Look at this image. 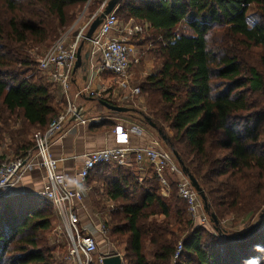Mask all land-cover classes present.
<instances>
[{"label":"trees","instance_id":"trees-1","mask_svg":"<svg viewBox=\"0 0 264 264\" xmlns=\"http://www.w3.org/2000/svg\"><path fill=\"white\" fill-rule=\"evenodd\" d=\"M103 1L0 0V147L8 141L11 159L33 151L32 135L66 106L29 51L50 46ZM115 15L148 26L136 43L151 41L157 61L141 96L218 225L210 224L214 235L187 218L170 174L164 197L150 165L140 176L134 164H104L87 184L109 241L123 245L125 264H264V216L244 239L220 228L264 215V0H121ZM115 125L103 120L95 131ZM55 220L31 194L0 197V264H56L45 240Z\"/></svg>","mask_w":264,"mask_h":264},{"label":"built area","instance_id":"built-area-1","mask_svg":"<svg viewBox=\"0 0 264 264\" xmlns=\"http://www.w3.org/2000/svg\"><path fill=\"white\" fill-rule=\"evenodd\" d=\"M106 3L107 0L103 1L94 15L87 21L80 22L74 29V35L70 33L73 26L54 41L38 59V69L60 88L65 100V109L49 121L44 132H35L32 135L33 151L28 152L23 158H5L0 163V197L7 195L8 192L19 186L24 175L35 167L42 169L43 185L33 196L45 200L51 205L53 213L58 219L54 232L64 238L67 246L65 261L70 264H103V260L110 257H118L120 264H125L123 253L108 239V229L104 226V220L97 215H95L96 220L93 219L94 217L89 218L94 232L88 227L82 226L80 221L79 213L80 210H84L83 204L90 191L87 179L93 169L100 165L116 164L128 167L133 163L139 172H143L145 170L143 164L147 162L156 173L160 183V192L164 197L168 196L170 189L165 174H170L175 178L176 195L185 202L187 214L192 222L206 227L211 224L197 192L178 166L172 152L154 145L144 148L129 146V136L137 134V128L128 129L117 125L113 129L115 146L85 154L83 163L75 174L74 181L77 186L70 185L58 173L57 160L50 151L52 142L64 132L86 123L84 118L78 116L76 106L70 103L68 97L76 51L84 40L90 23L103 10ZM147 28L146 24L133 19L122 24L113 11L105 16L87 42L90 44L91 57L99 58L97 73L111 76L118 89L122 90L131 86L130 62L135 54V49L130 40L136 35L146 36ZM149 46L147 45V47ZM107 92L106 88H101L98 92L85 88L77 91L75 97L88 96L100 99L101 95ZM137 92V90L130 91V96ZM95 234L104 241L105 251L101 254H99ZM180 249L181 246H178L174 258L177 257Z\"/></svg>","mask_w":264,"mask_h":264},{"label":"crops","instance_id":"crops-1","mask_svg":"<svg viewBox=\"0 0 264 264\" xmlns=\"http://www.w3.org/2000/svg\"><path fill=\"white\" fill-rule=\"evenodd\" d=\"M115 35L117 34L115 33ZM138 37L139 35H136L130 40L135 49V54L133 58H131L132 60L130 62L131 75L134 72L132 71L133 65H139L142 60V56L139 55L137 49V44H139L136 43L138 42ZM132 40H136L134 41L135 43L132 42ZM81 63V67L75 71V76L71 77L68 97L70 103L76 106L78 110V116L84 118L86 120V123L84 125H77L70 131H66V129V132H64V134L60 135L57 140L52 142L50 148L52 156L57 160L58 173L62 175L72 186H77V183L74 181L75 174L81 167L85 154L115 146V135L113 133V130L104 132L95 131L96 125L104 120L102 119L103 117L105 118V120H109V118L106 117L105 112L103 113V111H101L108 110L101 106L98 101L100 100L108 102L107 99L113 96L114 93H117V96H122L125 100L132 99L130 98V92L128 97H126L127 90H129L130 88H125L122 90L118 89L115 84V80H113L111 76L107 74L97 73L99 58L91 57L89 43H86L85 45L83 44L82 46ZM85 88L96 92L100 91L101 88H106L108 89V92L102 94L100 99L88 96H81L76 98L75 94L77 93V91ZM60 99L65 102L62 93L60 94ZM96 110L98 111V116L96 115ZM117 125L123 126L121 123H116L115 126ZM137 129V134H130L129 136V146H131L132 148H144L153 145L160 147L153 140L148 139L146 133L143 130H141L140 128ZM132 165L128 166V168H131ZM143 166L144 168H146V166H148L147 162H145ZM144 171L145 170H143V172H139L140 176L144 174ZM43 175L44 174L42 169L39 167H35L29 173L24 175L19 186L11 190L12 195H17L18 193L33 195L35 192L42 188ZM107 204L109 206L111 205L110 202ZM83 207L84 210H80L79 213L81 224L82 226L88 227L92 232H94V227L92 226V224L90 225L88 218L94 217L93 219L95 220L97 218L89 208L86 200L83 204ZM87 215L88 218L86 217ZM95 237L97 240V245L99 247V254H101L105 251L104 241L97 234H95Z\"/></svg>","mask_w":264,"mask_h":264},{"label":"rangeland","instance_id":"rangeland-1","mask_svg":"<svg viewBox=\"0 0 264 264\" xmlns=\"http://www.w3.org/2000/svg\"><path fill=\"white\" fill-rule=\"evenodd\" d=\"M93 1H95V0H93ZM89 2H90V0H88V4H89ZM88 4H86V6ZM96 10H94L93 12H90L88 10H85V8H84L81 11L80 16L77 19H80V17L82 18L83 16L84 17L88 16L90 14L93 15L96 13ZM254 12H255L254 7L253 8L251 7L249 9V12H248V21H249L250 25L256 20V15ZM77 19H76V21H77ZM118 20L122 24L127 22V21L125 22L121 18ZM76 21H74V23L72 24V27L77 26L80 23V22L77 23ZM141 38H143V37L140 36L138 38V40ZM134 41H136V40H134ZM147 45H150V46L147 47ZM48 48H49V46H47L46 48H38V47L32 48L29 51V55L32 58V60L37 64V61L40 58V56L44 52H46V50ZM137 49H138L139 55L142 56V60H141L139 65H133L132 71H134V72L132 73V79L130 82L131 86H130V89L127 90L126 97H128L129 92L132 90H137L138 92L133 93V96H130V98H132V99H128V100H123V97L119 96V95L117 96V93H114L115 94L114 96H111L107 99V101L109 103H111L112 105L128 108L131 110L130 112L134 111V113L128 112V113L116 114V113H111V112L104 111V110H101V111H103V113L105 112L106 117L109 118V120H108L109 122H112V123L114 122V123H119V124L121 123L123 126L127 127L128 129L140 128L141 130H143L146 133V136L148 139L153 140L163 150L171 152L173 150V148L170 145H168L167 143H164L161 140L160 136H158L157 132L154 129H152L150 126L147 125L145 118L150 119L151 122H153V121H152L150 112L146 109V106L144 104V98H143V96H141L140 89H139V84L141 83L142 79L145 78V76L155 72V70H156L155 68H156V61L157 60L153 57V54H152L153 43L151 41H149L147 43L140 44V45H138ZM60 100H61L60 95H58L56 97V102H60ZM95 109H97V108H95ZM96 112H97L96 113V115H97L98 111L96 110ZM139 113H141V114H139ZM102 119L105 120L104 117ZM157 128H159V127H157ZM159 129H161V128H159ZM161 130H162L163 134L167 137V135L164 133L163 129H161ZM32 133L33 132L30 133V136ZM10 154H11V152L9 151L8 141H7L6 143H3L0 147V163H2L5 158L11 159L12 156ZM19 194H21V193H18L17 195H19ZM93 199H94V197H92V195H88L86 198V202H87L89 208L91 209V211L93 212V214L99 216V213L97 211H95V208L92 204ZM95 199H97V197H95ZM110 206L112 207L113 204H111ZM86 217L88 218V215ZM187 218H189V217L187 216ZM159 219H160V217H159ZM243 220L244 221H242V220L235 221L233 225L231 223L232 222L231 220H224L221 222L220 228L227 229L231 233H241V232L245 231L246 229H248L253 224H255L256 221H258L257 216H252L250 219H248L246 217ZM57 224H58V219L55 220L51 231L45 235L46 246L51 250L52 257H53L56 264H70V263L65 261V257L67 255V246L65 245L64 238L61 235H58L57 233L54 232V227ZM208 228L210 229V231L214 235H216V233L212 227L208 226ZM113 245L119 251H121L123 253V245H120V244L118 245L116 243L115 244L113 243Z\"/></svg>","mask_w":264,"mask_h":264},{"label":"water","instance_id":"water-1","mask_svg":"<svg viewBox=\"0 0 264 264\" xmlns=\"http://www.w3.org/2000/svg\"><path fill=\"white\" fill-rule=\"evenodd\" d=\"M121 0H108L106 5L104 6L103 10L94 18V20L90 23L86 33H85V36H84V40L81 42V44L79 45L77 51H76V61H75V64H74V68H73V71L72 73L74 74L75 71L81 67V49H82V46L84 44V42H88L93 33L97 30V28L99 27V25L101 24V22L103 21V19L105 18V16H107L108 14H110L111 12L115 11L116 10V7L117 5L120 3ZM98 103L103 106L106 110H108L109 112L111 113H116V114H122V113H128L130 112L131 110L128 109V108H125V107H120V106H116V105H112L108 102H105V101H98ZM145 121L147 123L148 126H150L152 129H154L158 136H160L161 140L164 142V143H167L168 142V139L167 137L163 134L162 130L157 128V126L151 122L150 119L148 118H145ZM172 152V155L174 157V159L176 160L177 164L180 166L182 172L187 176V178L189 179L190 181V184L191 186L194 188V190L197 192L201 202H202V206H203V210L206 214H208V217H209V220H210V223L213 224V225H218V222L214 216V214H211V213H208L209 212V209H208V206H207V202H206V199H205V196H204V193L202 191V189L200 188V186L198 185L197 181L187 173L186 169L184 168L183 164H182V161L181 159L179 158V156L177 155V153L175 151H171ZM7 195H12L11 191L7 193ZM264 215L261 214L259 216V220L253 224L252 226H250L248 229H246L245 231L241 232V233H238L237 236L235 237V240H238V239H244L246 237H248L249 235L253 234L256 229H258L260 227V224H261V218L263 217ZM103 264H120V259L118 257H110V258H105L103 260Z\"/></svg>","mask_w":264,"mask_h":264}]
</instances>
